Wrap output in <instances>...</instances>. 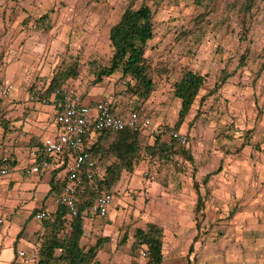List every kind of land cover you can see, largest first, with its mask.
<instances>
[{
	"label": "rangeland",
	"instance_id": "obj_1",
	"mask_svg": "<svg viewBox=\"0 0 264 264\" xmlns=\"http://www.w3.org/2000/svg\"><path fill=\"white\" fill-rule=\"evenodd\" d=\"M129 1L0 0V80L13 86L4 99H20L18 107L33 106L29 90L49 80L62 61L84 62L91 54L107 61L109 27ZM141 1L154 12L153 37L145 48L154 91L143 102L135 100L125 89L126 79L116 73L93 85L88 94L95 100L111 94L118 111L140 107L152 126L170 127L180 104L172 91L180 69L203 75L204 85L179 130L187 135L192 161L176 157L161 163L144 158L133 173L122 174L112 189L113 202L106 215L110 223L103 229L111 243L98 253V264L145 262L130 252V243L134 228H143L146 222L164 231L166 263L264 258V0H255L245 39L240 38L232 7L238 0H217L206 16L205 29L198 19L201 10L192 0H133L136 5ZM41 17L49 21L48 27L40 26ZM241 55L246 59L237 67ZM222 70L231 75L218 85ZM91 79L84 71L77 80L78 90L82 92ZM40 106L48 113L42 112L44 116L53 114L50 106ZM37 175L19 181L21 190L11 192L12 196L39 204L32 198L38 196L32 189ZM198 193L203 206L195 211ZM53 197L46 194L45 202ZM8 211L0 207L5 219L0 222V264H9L13 257V233L21 227V214L16 218ZM32 223L39 221L33 218ZM85 230L87 237L88 227ZM124 232L128 241L116 247ZM29 233L22 229L24 241L17 249L31 260L36 248L27 243L32 239L26 237ZM93 240L92 236L90 243ZM130 258L138 260L131 263Z\"/></svg>",
	"mask_w": 264,
	"mask_h": 264
},
{
	"label": "trees",
	"instance_id": "obj_2",
	"mask_svg": "<svg viewBox=\"0 0 264 264\" xmlns=\"http://www.w3.org/2000/svg\"><path fill=\"white\" fill-rule=\"evenodd\" d=\"M192 3L201 10L198 19L203 20L205 29V24L208 22L206 16L213 12L217 0H192ZM254 3L255 0H238L232 5L240 24L241 39H245L248 33ZM153 15V10L145 2L141 1L136 5L133 0H130L117 21L109 27L108 41L111 52L108 60L103 61L91 54L84 62H80L76 58L62 61L49 80L43 81L38 87L30 88L36 92L34 102L38 103L41 97L48 96L57 89L78 90L80 82L77 80L84 71L92 79L85 83L81 92L83 98H86L88 90L93 85L104 78L120 73V76L126 79V91L133 99L143 102L155 87L151 76L153 68L145 55L146 44L153 37ZM44 18L38 19L42 22L40 26L48 27L50 23ZM198 26H201V23ZM261 54L264 57V47L261 49ZM245 59L246 56L241 55L237 67L241 66ZM229 75L231 73L222 70L218 85L225 82ZM69 80L73 83L76 82V85L69 84ZM204 80L205 77L197 72L187 68L180 69L177 79L172 83L173 95L179 99L180 104L174 124L170 127L165 126L168 130H180L204 85ZM130 111H136L139 115L142 113L140 107H135L119 111L118 114L126 116ZM1 118L0 110V120ZM2 124L3 129H6L9 126V120L3 121ZM189 124L188 126H190ZM163 135L144 127L137 130L125 128L118 131H95L87 152L90 158L95 161L97 171L92 179L83 178L82 183L74 190L77 215L70 217L64 207L56 202V198L48 210L44 206L31 210L16 234L13 243V258H16L17 255L22 229L33 218L35 219L37 213L44 212V216L38 220L39 223L32 232L30 240L32 247L36 248V258L32 259V264H98L97 255L105 243H111V238L104 234L103 230L104 224L110 223V220L106 215L98 217L91 211L95 199L106 192L113 194L112 189L117 186L122 174L133 173L137 163L144 158L159 160L161 163H167L176 157L192 161L186 134H184L186 142L183 144L171 137L165 139ZM8 156L11 159L9 154ZM59 157L60 160H63L62 164L57 166L56 162L50 159L49 167L38 172L44 173L51 169L48 193H53L54 197L59 195L66 183L65 176L61 179L57 177V174L63 171L66 166V154L62 153ZM206 180L207 175L204 176L202 182H206ZM202 206L203 203L198 193L195 211ZM86 227H88L87 237L85 236ZM92 236L94 240L90 243ZM84 237L86 242L82 243ZM163 237L164 231L161 226L153 222H146L143 228H134L130 252L144 259V264H161ZM128 239V233L124 232L116 243V247L126 243ZM112 249L113 253L115 249ZM142 252L144 255H141ZM130 259L131 263L133 260H138V258ZM10 264H14V260Z\"/></svg>",
	"mask_w": 264,
	"mask_h": 264
},
{
	"label": "built area",
	"instance_id": "obj_3",
	"mask_svg": "<svg viewBox=\"0 0 264 264\" xmlns=\"http://www.w3.org/2000/svg\"><path fill=\"white\" fill-rule=\"evenodd\" d=\"M12 89L11 83L0 80V98H6ZM35 95V90H31L28 99L35 101ZM39 103L53 109L54 132L44 137L29 151V163L25 168V174L38 173L48 168L50 159L54 160L57 166L62 164L63 160H60L59 155L65 153L67 161L63 171L66 183L56 197V202L64 207L70 217L78 213L74 198L75 188L82 183L83 178L92 179L97 171L95 161L87 152L95 131H118L125 128L137 130L144 127L155 133L167 134L181 144L186 142L185 135L180 131L152 126L148 117L139 115L136 111H130L126 116L118 114L113 108L114 99L111 94L89 101L82 97L80 90L57 89L48 96L41 97ZM10 164L9 156L3 155L0 159V181L9 175ZM112 202L113 195L109 192L103 193L95 199L91 211L98 217H104ZM43 216L44 212H39L35 219L39 220ZM141 255H144V252ZM14 264L32 262L26 258L23 250L18 249Z\"/></svg>",
	"mask_w": 264,
	"mask_h": 264
},
{
	"label": "crops",
	"instance_id": "obj_4",
	"mask_svg": "<svg viewBox=\"0 0 264 264\" xmlns=\"http://www.w3.org/2000/svg\"><path fill=\"white\" fill-rule=\"evenodd\" d=\"M89 95L90 94L86 96V99L94 101L95 98H92ZM19 102L20 99L13 101L2 99L0 102V110L2 114V118L0 120V159L3 155L8 154L12 159L9 175L0 181V187L5 188V192L0 194V207H2V209L7 207L9 209L8 213L16 218L17 214H19L18 216L21 214L18 222L21 221L20 225L22 227L24 219L29 215L31 210L34 208H40L41 206L46 207L45 209L48 210L50 205H52V202L55 201L56 196L53 197V200L49 203L45 202L44 197L46 194H49L48 181L51 169H48L44 173H38L37 178L35 179V184L32 189L38 194V196H33L32 198H36L39 204L34 205L31 201H27V199L26 201H23L24 199H16L12 196L11 192L21 190V184L19 181H23L22 179L32 175L25 174V168L29 163V161H26L29 151L37 146L44 137L51 135L54 132L53 114L51 115L49 113V115L44 116L43 113L45 112L42 110L39 102H35L33 106L18 107L20 104ZM113 108L115 112H119L116 107ZM5 120H9V126H7L6 129H3L2 123ZM62 172L63 171L57 174L59 179L64 176V173L62 174ZM0 216V222L3 224L5 219L2 212ZM32 220L24 227L26 232L27 230L30 231L28 236H26L27 238L32 236V232L37 228V223H32ZM8 229L9 226L5 228V230ZM17 230L18 229L16 228L13 234H17L19 232V230ZM23 241V239L19 238L18 245H21ZM27 243L32 246L31 241ZM105 259L108 261V258ZM12 260L15 261L16 258L12 257L9 264ZM30 261L32 262V259ZM139 261V264H144L143 261ZM201 261L202 264H264V258H201ZM161 264L170 263H166L162 259Z\"/></svg>",
	"mask_w": 264,
	"mask_h": 264
}]
</instances>
